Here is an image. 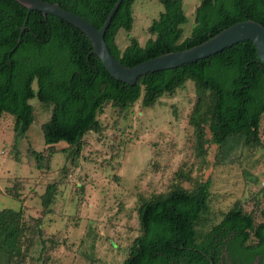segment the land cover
Instances as JSON below:
<instances>
[{"label":"trees","instance_id":"1","mask_svg":"<svg viewBox=\"0 0 264 264\" xmlns=\"http://www.w3.org/2000/svg\"><path fill=\"white\" fill-rule=\"evenodd\" d=\"M44 1L58 2L100 28L118 0ZM134 2L123 0L105 35L112 54L131 67L200 44L240 21L252 19L264 25V0H201L196 25L191 35L184 37L182 25L188 19L183 0H160L165 11L148 28L153 37L142 46L130 34ZM122 28L129 33L124 49L117 42ZM187 82L196 90L191 116L202 153L208 143L204 124L209 125L212 141L219 146L236 135L242 136L246 145H263L264 64L251 40L192 63L150 72L130 85L109 73L88 36L72 23L37 10L29 12L16 0H0V117L14 115L18 135H24L33 123L30 100L37 98L53 108L50 120L43 125L48 148L64 141L75 146L78 154L84 136L102 130L98 116L106 104L111 103L120 113L139 99L144 106H153ZM28 152L37 157L41 168L44 154L33 148ZM210 185L199 184L193 192L178 186L142 200L138 217L143 234L135 239L124 264H209L217 234L221 240L232 232L246 262L259 256L264 264V209L263 220L257 224L253 214L237 203L220 223L205 233L200 231V222L209 210ZM54 190V185L48 186L46 206ZM26 234L22 208L0 210V264H25L29 248L24 246L29 240L33 245V236L27 238ZM42 244L44 249L45 242Z\"/></svg>","mask_w":264,"mask_h":264},{"label":"rangeland","instance_id":"2","mask_svg":"<svg viewBox=\"0 0 264 264\" xmlns=\"http://www.w3.org/2000/svg\"><path fill=\"white\" fill-rule=\"evenodd\" d=\"M201 0H183L187 22L184 37L196 25ZM165 11L160 0H135L130 34L142 46L153 35V21ZM117 42L124 49L129 33L122 28ZM192 82L174 94L163 95L155 105L142 99L120 113L111 103L98 119L100 132H88L82 149L64 141L48 148L43 125L52 106L30 100L35 119L24 135L14 129L15 117H0V210L24 211L27 238L25 264H124L130 247L143 234L138 211L142 200L153 199L180 186L195 191L210 182L209 210L199 228L202 233L220 223L237 203L263 220V145H246L240 135L219 146L204 124L206 152L198 149L192 110L196 103ZM29 148L44 154L42 167ZM47 149L50 152L47 153ZM55 190L47 206L48 186ZM40 219L37 222L36 219ZM42 241L45 242L43 249Z\"/></svg>","mask_w":264,"mask_h":264},{"label":"water","instance_id":"3","mask_svg":"<svg viewBox=\"0 0 264 264\" xmlns=\"http://www.w3.org/2000/svg\"><path fill=\"white\" fill-rule=\"evenodd\" d=\"M16 1L26 7L29 12L37 10L44 15H55L82 30L91 41L94 53L100 57L109 73L114 78L130 85H135L141 76L150 72L167 70L207 58L245 40H251L254 43L258 56L264 64V25L252 19L232 24L206 41L190 48L164 53L131 67L124 65L112 54L105 38L106 31L123 0H118L115 3L100 28H97L85 17L63 8L58 2L51 3L44 0ZM27 21L28 17L22 26L21 34L26 29Z\"/></svg>","mask_w":264,"mask_h":264},{"label":"flooded vegetation","instance_id":"4","mask_svg":"<svg viewBox=\"0 0 264 264\" xmlns=\"http://www.w3.org/2000/svg\"><path fill=\"white\" fill-rule=\"evenodd\" d=\"M234 234L235 232H232L230 235L222 237L221 240L219 238L220 234H217L215 243L210 247L212 256L208 257L209 264H261L259 256L250 260V263L246 262L245 257L238 251V242L235 240ZM180 264H184V262Z\"/></svg>","mask_w":264,"mask_h":264}]
</instances>
